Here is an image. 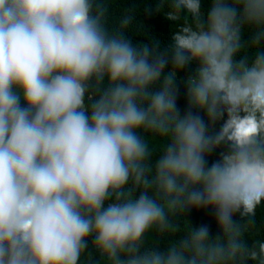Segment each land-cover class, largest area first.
<instances>
[{
	"label": "clouds",
	"instance_id": "clouds-1",
	"mask_svg": "<svg viewBox=\"0 0 264 264\" xmlns=\"http://www.w3.org/2000/svg\"><path fill=\"white\" fill-rule=\"evenodd\" d=\"M203 3L154 0L158 52L111 0H0V264H264V0Z\"/></svg>",
	"mask_w": 264,
	"mask_h": 264
},
{
	"label": "trees",
	"instance_id": "trees-1",
	"mask_svg": "<svg viewBox=\"0 0 264 264\" xmlns=\"http://www.w3.org/2000/svg\"><path fill=\"white\" fill-rule=\"evenodd\" d=\"M154 0H111L110 4V19L115 20L119 18L123 10H133V21L127 36L134 43L147 44L152 41L158 52H163L170 41L172 30L170 28V22L167 21L164 16L153 10ZM207 7V0H204L202 4V11ZM247 39V37H245ZM158 41V44L155 42ZM194 67V65L192 66ZM167 70V68L165 69ZM191 68H185L177 72L176 75V106L183 114L186 108V100L184 96L183 80L187 74H189ZM214 127H218V124ZM152 143L155 146H159L161 141L159 138H154ZM222 149L217 148L206 156L207 164L211 163L218 158V153ZM234 219L238 218V214H234ZM184 219L188 221L193 227L207 225L210 235L218 233V228L215 224L213 216V210L211 208H191L187 209L184 214ZM175 236L179 237L180 233H175ZM251 235L253 238L264 237V206L258 207L255 216V225L251 229ZM155 240V237H153ZM171 237L163 238L158 241V247L163 248Z\"/></svg>",
	"mask_w": 264,
	"mask_h": 264
}]
</instances>
